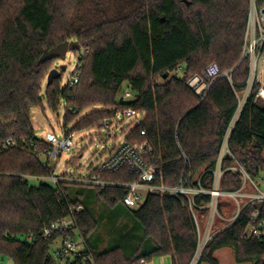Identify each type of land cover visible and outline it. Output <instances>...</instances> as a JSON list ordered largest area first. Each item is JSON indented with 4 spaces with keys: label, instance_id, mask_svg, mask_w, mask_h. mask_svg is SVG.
<instances>
[{
    "label": "trees",
    "instance_id": "trees-1",
    "mask_svg": "<svg viewBox=\"0 0 264 264\" xmlns=\"http://www.w3.org/2000/svg\"><path fill=\"white\" fill-rule=\"evenodd\" d=\"M256 4L262 7L264 0ZM248 6V0H0L1 257L13 264H144L169 255L171 264H189L196 230L180 198L149 195L130 212L143 236L133 254L119 246L98 252L96 244L88 242L97 221L78 197L69 198V182L52 185L44 180L53 174L45 156L50 147L35 137L30 111L45 100L57 114L63 101V131L74 136L110 127L125 111L134 110L142 119L129 129L124 143H148L151 152L145 161L162 173L165 186L182 180L188 187L199 182L209 190L224 132L245 88L247 62L241 50ZM70 41L80 46L73 51L78 83L62 88L60 75L42 95L59 61L51 52ZM210 63L221 72L231 71V83L226 78L213 81L201 99L187 82L201 76ZM179 70L182 78L173 76ZM123 86L130 94L126 101L124 96L119 99ZM259 89L256 84L230 135L231 157L222 165L223 193L238 191L243 184L233 168L241 167L255 184L264 172ZM80 154L67 166L76 168ZM93 175L110 184L86 185L109 209L122 205L121 186L137 181L126 168L113 174L95 171L88 177ZM223 200L219 211L229 216L234 206ZM208 201L209 196L195 198L198 207ZM253 215L264 222V205L260 211L246 206L231 226L218 231L198 264H217L213 255L224 248L233 250L238 264H264V237H246ZM70 216L78 234L43 237L46 227ZM79 238L84 245L70 255L72 261L51 250L57 240L63 245ZM146 243L150 245L144 251Z\"/></svg>",
    "mask_w": 264,
    "mask_h": 264
},
{
    "label": "built area",
    "instance_id": "built-area-1",
    "mask_svg": "<svg viewBox=\"0 0 264 264\" xmlns=\"http://www.w3.org/2000/svg\"><path fill=\"white\" fill-rule=\"evenodd\" d=\"M248 2L249 6L241 50V58L247 62L245 88L244 91L237 96V109L224 132L216 157L215 167L212 171L210 189H203L200 187L199 182L197 187H188L183 184L182 180H180L177 186H165L162 182V173L145 161V156L151 152V148L147 142L134 145L124 143L118 147L112 148L107 157L95 169L90 171V173L96 171L99 173L113 174L126 168L130 175L136 176V182L121 186L125 189V196L122 200V205L127 208H136L140 206L141 192H145L146 197L149 195H155L160 197L180 198L182 203L187 207L196 230V247L189 264H198L200 262L203 253L211 242L213 236L218 231L231 226L239 218L242 210L246 206H255L258 203L264 205V193L259 191L258 185L253 183L245 171L239 166L233 168V170L239 172L242 176L243 184L241 188L238 191L229 193H223L219 189L221 177L224 172L222 169L223 162L227 157H231L228 145L230 135L246 99L252 93L254 86L259 84V69L261 62L264 59V5L258 7L256 0H248ZM219 78H226L229 83H231V71L221 72L216 63H210L204 68L201 76L192 77L188 80L187 84L195 94L203 99L209 90L211 83ZM77 83L78 75L75 74L70 79L69 84L75 85ZM129 97V93L124 94L125 99H128ZM256 98L264 99V89L261 86L256 94ZM123 116H140L142 118V114L136 113L131 109L125 111ZM104 128L109 129L110 127L105 124ZM142 135L144 136L145 133L142 132ZM44 141L50 147L45 153L46 159L49 161L58 160L63 153L71 152L74 146L73 136L67 135L65 131H63L61 137L54 134H47ZM183 158L185 159L184 155ZM44 180L52 185H58L65 179L61 176L57 177L52 174ZM78 182L79 184L102 188L110 185L100 182L94 175L79 179ZM247 184H250L254 192H245L244 188ZM201 195L209 196V201L203 207H198L195 204V198ZM220 198H225L233 204L234 211L231 215L225 216L220 213ZM200 211L205 212V215L202 218L199 216ZM215 222L221 226L215 228ZM68 232H75L78 234L75 219L72 216L50 224L43 230L42 235L44 238H50ZM246 237L252 239H261L264 237V222L257 221L256 215H253L251 218V224L246 232ZM79 241L80 245L83 246V240L79 238ZM77 252L76 241L71 240L65 241L60 249V255L64 258ZM85 260L86 259L84 258L83 261Z\"/></svg>",
    "mask_w": 264,
    "mask_h": 264
},
{
    "label": "rangeland",
    "instance_id": "rangeland-1",
    "mask_svg": "<svg viewBox=\"0 0 264 264\" xmlns=\"http://www.w3.org/2000/svg\"><path fill=\"white\" fill-rule=\"evenodd\" d=\"M77 66V59L73 52L66 54L65 60L57 61L54 64V68H57L61 75V87L64 88L72 78V75ZM64 68V70H61ZM178 78L183 77L182 70L173 74ZM259 84L264 89V59L261 62L259 69ZM46 82L42 88V95ZM129 93L126 86H123L119 99L124 94ZM127 99H125L126 101ZM259 102L264 103L263 98H259ZM65 104L61 101L57 114H53L48 109L45 100L42 103V107H34L30 111V120L33 128L34 135L37 139L44 140L47 134H54L61 137L63 134V116L65 112ZM85 113L82 114V116ZM142 118L137 117H122L119 116L116 121L112 123L109 129H94L88 132L80 133L73 136V149L71 152L63 153L58 160H50L49 167L53 169L54 176H61L68 181L66 185L68 189L69 198L75 199L76 197L83 203V205L93 214L97 221V227L93 234L89 237V243H95L97 251L101 252L108 250L112 247L119 246L127 254H133L140 247L142 240V233L139 230L136 222L133 220L130 212L136 211V208H127L124 205H118L113 209H109L104 205L102 201H97L92 195V189L86 185L78 184L79 179L87 177L92 169H95L108 155L112 148L118 147L125 142V136L129 132L130 128H133ZM70 128V127H69ZM78 164L76 168L67 166L68 161L72 157H77ZM45 160V158H43ZM223 175L221 177V181ZM32 183H36L32 181ZM221 183V182H220ZM259 191L264 193V172L261 173V177L256 181ZM221 185L219 186V189ZM245 192L252 193L254 190L250 184L245 186ZM141 202L143 204L146 198L145 192H141ZM224 201V198H220ZM225 211V210H224ZM227 215V210L224 212ZM221 226L214 223V227ZM77 250L80 251L82 246L80 241L76 239ZM150 245L144 244L145 248ZM62 247V241L57 240L52 246V252L60 250ZM217 264H238L234 260L233 250L231 248H224L216 251L213 255ZM73 260V256L69 257V261ZM64 261H61L63 264ZM0 264H13L12 260L8 257L0 256ZM144 264H171V257L169 255L154 257L150 262ZM207 264V263H202ZM250 264V263H241Z\"/></svg>",
    "mask_w": 264,
    "mask_h": 264
},
{
    "label": "water",
    "instance_id": "water-1",
    "mask_svg": "<svg viewBox=\"0 0 264 264\" xmlns=\"http://www.w3.org/2000/svg\"><path fill=\"white\" fill-rule=\"evenodd\" d=\"M79 49H80V46L76 41H70V42L61 44L57 46L55 49H53V51L51 52V56L63 61L65 60L66 54L68 52H73ZM61 70H64V68H61ZM59 76H60L59 70L57 68L52 69L47 76L46 86H49L52 83V81L57 79ZM262 206H263L262 203H258L254 206V208L257 211H260L262 209Z\"/></svg>",
    "mask_w": 264,
    "mask_h": 264
}]
</instances>
